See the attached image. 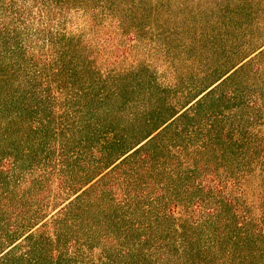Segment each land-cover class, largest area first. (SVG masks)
I'll list each match as a JSON object with an SVG mask.
<instances>
[{"label":"trees","instance_id":"trees-1","mask_svg":"<svg viewBox=\"0 0 264 264\" xmlns=\"http://www.w3.org/2000/svg\"><path fill=\"white\" fill-rule=\"evenodd\" d=\"M247 1L0 0V264H264Z\"/></svg>","mask_w":264,"mask_h":264},{"label":"rangeland","instance_id":"rangeland-1","mask_svg":"<svg viewBox=\"0 0 264 264\" xmlns=\"http://www.w3.org/2000/svg\"><path fill=\"white\" fill-rule=\"evenodd\" d=\"M242 3L249 4L247 0H242ZM252 8H254L256 15L251 20L264 25V0H252Z\"/></svg>","mask_w":264,"mask_h":264}]
</instances>
